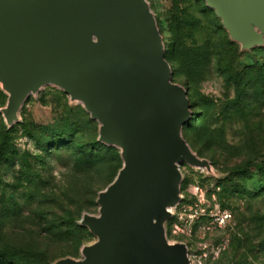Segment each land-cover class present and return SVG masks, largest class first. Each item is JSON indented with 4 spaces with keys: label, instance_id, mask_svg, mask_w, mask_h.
Masks as SVG:
<instances>
[{
    "label": "rangeland",
    "instance_id": "obj_1",
    "mask_svg": "<svg viewBox=\"0 0 264 264\" xmlns=\"http://www.w3.org/2000/svg\"><path fill=\"white\" fill-rule=\"evenodd\" d=\"M146 1L190 104L182 137L213 171L178 166L181 200L166 238L185 244L190 264H264V78L251 73L235 107V79L264 69V47L240 52L202 0ZM6 103L0 88V264L81 259L95 238L78 223L98 214V193L122 167L119 150L100 143L98 124L56 87L30 95L11 128Z\"/></svg>",
    "mask_w": 264,
    "mask_h": 264
},
{
    "label": "water",
    "instance_id": "obj_2",
    "mask_svg": "<svg viewBox=\"0 0 264 264\" xmlns=\"http://www.w3.org/2000/svg\"><path fill=\"white\" fill-rule=\"evenodd\" d=\"M240 52L264 47V0H202ZM53 86L98 124V141L122 167L98 193L96 216L79 225L95 238L81 259L53 264H190L165 223L181 200L178 166L205 169L182 137L191 111L172 81L146 0H0L1 114L7 128L30 95Z\"/></svg>",
    "mask_w": 264,
    "mask_h": 264
},
{
    "label": "trees",
    "instance_id": "obj_3",
    "mask_svg": "<svg viewBox=\"0 0 264 264\" xmlns=\"http://www.w3.org/2000/svg\"><path fill=\"white\" fill-rule=\"evenodd\" d=\"M255 72H256V74L260 78H264V69H262V68H254V69H251V70L243 71V73L235 79V86H236V101H235V107H236V109L241 106V103L243 102V100L245 98V94L243 93V91L241 89V83L244 80H250L251 79V73H255ZM82 228H84V227H82Z\"/></svg>",
    "mask_w": 264,
    "mask_h": 264
},
{
    "label": "built area",
    "instance_id": "obj_4",
    "mask_svg": "<svg viewBox=\"0 0 264 264\" xmlns=\"http://www.w3.org/2000/svg\"><path fill=\"white\" fill-rule=\"evenodd\" d=\"M230 215L228 213H223L221 216H220V222L224 223L225 221H227V219H229Z\"/></svg>",
    "mask_w": 264,
    "mask_h": 264
}]
</instances>
